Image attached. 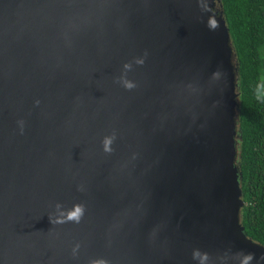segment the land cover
I'll return each mask as SVG.
<instances>
[{"label": "water", "instance_id": "obj_1", "mask_svg": "<svg viewBox=\"0 0 264 264\" xmlns=\"http://www.w3.org/2000/svg\"><path fill=\"white\" fill-rule=\"evenodd\" d=\"M237 73L218 0H0V264H264Z\"/></svg>", "mask_w": 264, "mask_h": 264}, {"label": "trees", "instance_id": "obj_2", "mask_svg": "<svg viewBox=\"0 0 264 264\" xmlns=\"http://www.w3.org/2000/svg\"><path fill=\"white\" fill-rule=\"evenodd\" d=\"M238 65L240 222L264 246V0H218Z\"/></svg>", "mask_w": 264, "mask_h": 264}, {"label": "clouds", "instance_id": "obj_3", "mask_svg": "<svg viewBox=\"0 0 264 264\" xmlns=\"http://www.w3.org/2000/svg\"><path fill=\"white\" fill-rule=\"evenodd\" d=\"M79 214H80V209L77 208L75 212L71 213V215H70L69 218H70V219H78Z\"/></svg>", "mask_w": 264, "mask_h": 264}]
</instances>
